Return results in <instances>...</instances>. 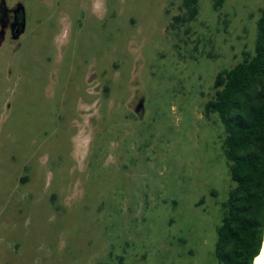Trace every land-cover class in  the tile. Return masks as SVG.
Here are the masks:
<instances>
[{
	"label": "rangeland",
	"instance_id": "obj_1",
	"mask_svg": "<svg viewBox=\"0 0 264 264\" xmlns=\"http://www.w3.org/2000/svg\"><path fill=\"white\" fill-rule=\"evenodd\" d=\"M214 2L176 24L183 0H0L24 19L0 25V264H217L232 181L204 105L262 0Z\"/></svg>",
	"mask_w": 264,
	"mask_h": 264
},
{
	"label": "trees",
	"instance_id": "obj_2",
	"mask_svg": "<svg viewBox=\"0 0 264 264\" xmlns=\"http://www.w3.org/2000/svg\"><path fill=\"white\" fill-rule=\"evenodd\" d=\"M224 0H215V8ZM176 24L198 14V0H183ZM218 72L213 97L204 115H215L223 129L221 151L232 186L221 203L222 217L215 229L217 264H254L264 243V0L256 21L253 52Z\"/></svg>",
	"mask_w": 264,
	"mask_h": 264
},
{
	"label": "flooded vegetation",
	"instance_id": "obj_3",
	"mask_svg": "<svg viewBox=\"0 0 264 264\" xmlns=\"http://www.w3.org/2000/svg\"><path fill=\"white\" fill-rule=\"evenodd\" d=\"M1 9L2 16H0V25L4 30L9 27L12 37L17 38V36L22 33L24 25V19L20 6L17 9L12 10L6 9L4 6L1 7Z\"/></svg>",
	"mask_w": 264,
	"mask_h": 264
},
{
	"label": "bare ground",
	"instance_id": "obj_4",
	"mask_svg": "<svg viewBox=\"0 0 264 264\" xmlns=\"http://www.w3.org/2000/svg\"><path fill=\"white\" fill-rule=\"evenodd\" d=\"M263 253H264V243H263V247H262L261 253H260V255L255 259L254 264H262V261H263Z\"/></svg>",
	"mask_w": 264,
	"mask_h": 264
},
{
	"label": "water",
	"instance_id": "obj_5",
	"mask_svg": "<svg viewBox=\"0 0 264 264\" xmlns=\"http://www.w3.org/2000/svg\"><path fill=\"white\" fill-rule=\"evenodd\" d=\"M262 264H264V253H263V261H262Z\"/></svg>",
	"mask_w": 264,
	"mask_h": 264
}]
</instances>
